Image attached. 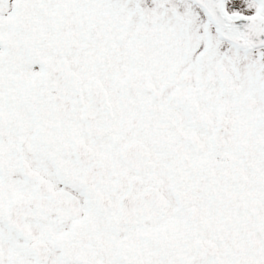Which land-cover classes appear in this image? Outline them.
I'll return each instance as SVG.
<instances>
[{"label":"snow or ice","instance_id":"6c2138e0","mask_svg":"<svg viewBox=\"0 0 264 264\" xmlns=\"http://www.w3.org/2000/svg\"><path fill=\"white\" fill-rule=\"evenodd\" d=\"M0 264H264V0H0Z\"/></svg>","mask_w":264,"mask_h":264}]
</instances>
